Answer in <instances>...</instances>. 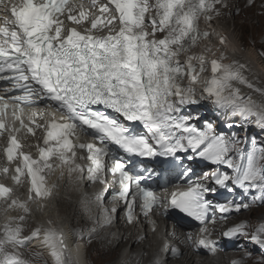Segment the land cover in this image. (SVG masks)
<instances>
[{
    "label": "snow or ice",
    "instance_id": "1",
    "mask_svg": "<svg viewBox=\"0 0 264 264\" xmlns=\"http://www.w3.org/2000/svg\"><path fill=\"white\" fill-rule=\"evenodd\" d=\"M218 4L227 7L223 0H106L98 8L100 15L89 20L83 5L78 15L73 14L75 9L69 0H0V81H7L10 90L23 93L7 99L0 95V112L9 107L8 100L16 109H21L22 104L31 107L37 102H47V107L54 111L45 128L43 145L39 146V159L49 169L51 160L58 159L61 167L68 166L69 175L81 170L78 165H70L77 147L70 138H78L80 133L94 135L98 144L78 145L87 149L88 159L95 166L88 169L90 181L96 179L97 170L102 169L101 160L109 156V145L117 146L129 156L147 158L176 157L191 150L195 155L188 156L189 160L198 156L232 170L231 174L214 171L211 180L215 186L199 180L189 181L186 191L172 194L170 200H161L152 190L140 186L141 175H130L125 163L113 156L115 167L111 171L120 175L122 190L118 198L127 203L129 222L135 206V197L127 202L130 183H135L138 189L144 215L160 204L165 209L177 208L202 225L208 222L207 213L213 207L206 195L217 192L216 186L228 191L233 190L230 185L245 191L259 190L261 195L255 199L264 202V151L258 154L253 149L245 155L239 146L241 141L234 134L214 133L210 123L199 130L193 123L199 119L198 115L185 114L186 107L207 98L217 109L223 110L222 114L239 116L249 123L254 118L264 129V106L250 97L240 96L239 89L232 87L233 81L247 83L242 72L244 65L223 64L226 59L223 53L207 60L211 52L207 47L202 49L201 55H189L210 35L206 30L201 31L200 22L202 19L209 22L212 13L218 16ZM91 7L97 8V0H91ZM85 21L90 27L83 31L67 23L81 25ZM105 29L107 34H97ZM157 34L162 37L157 38ZM220 43L235 51L226 37L221 36ZM208 66L210 77L198 97L196 83ZM94 106H103L116 115ZM56 112L60 113L59 119ZM136 122L146 131H135ZM20 123L25 127L23 120ZM242 126L240 123L226 125L229 128ZM35 127L44 126L35 124ZM0 130H5L3 122H0ZM27 130L34 134L33 127ZM19 131L20 128L12 129L13 133ZM21 147L16 135L8 137L5 157L9 165L16 161L11 169L12 181L20 185L26 173L30 178L28 200L49 196L50 192L40 183L42 177L38 178L43 168ZM191 171L185 168L179 176L187 177ZM0 172L8 174L9 166L0 168ZM12 193V188L0 184V208H19L28 213V203L13 198ZM215 207L220 213H226L248 205L233 202ZM109 211L103 209L106 222H110ZM23 220V215L8 217L3 225L0 264H30L17 251L30 239L22 236L23 227L19 222ZM14 221H17L15 226ZM247 227L242 223L223 235L227 238L247 236L264 248V226L251 233L245 230ZM200 231L203 234L208 230L202 227ZM39 236L37 229L31 238ZM188 239L192 240L191 234ZM43 242L54 264H71L63 233L50 227L44 232ZM196 243L211 253L216 252V242L206 235Z\"/></svg>",
    "mask_w": 264,
    "mask_h": 264
},
{
    "label": "bare ground",
    "instance_id": "2",
    "mask_svg": "<svg viewBox=\"0 0 264 264\" xmlns=\"http://www.w3.org/2000/svg\"><path fill=\"white\" fill-rule=\"evenodd\" d=\"M223 3H226L227 7H223L220 4L216 5L220 14L227 10L228 7L231 9H233L232 7H236L234 10L235 12L239 10L241 4L240 0H223ZM211 15L212 19L202 24L203 28L207 29V31L210 30V28H214L216 31L215 39L212 40L214 47L211 49V52L207 54L206 59L211 60L213 58H218L220 54L223 53L226 57V59L222 61L223 64H232L236 62L239 65H244L242 72L247 83L241 84L233 81L232 87L239 89L240 96L250 97L253 101H257L264 106V59L261 54L258 53L256 47H247V44L242 42L243 40L241 39L240 32L237 31L239 29H232V27H229L230 25L228 22H225V19L218 17L215 13ZM201 21H203V19ZM221 36L227 38L229 44L235 51L221 45ZM160 37H162V34H157V38ZM201 44H203V42ZM200 50L202 51V48L197 44L192 51L189 52V55H201L202 52H200ZM210 71V66H208L206 71L199 75L198 82L196 83L197 92L204 89V82L210 77ZM185 83H187V80H185ZM248 84H251L252 87H248ZM211 106L216 110L215 114L223 111H218L213 104ZM222 116L221 119H228L225 120V122L228 121L232 123L240 121L245 128L248 127L253 133L264 131V129L255 123L254 118L249 123L242 121L239 116L233 117L231 114H222ZM257 128L261 130L257 132ZM248 135H250L249 132L247 136ZM75 151L76 154H80V151L77 149ZM57 162L58 161L51 160L52 167H55V170L51 173V175H53L52 179L50 175L51 189L53 188V183L55 185V191L52 192V196L54 193L58 194L59 192V197L55 200V203L50 202L47 204V207L52 209L51 215L40 216L34 213L33 216H28L25 213L22 214L24 216V220L22 221L24 231L31 226H34L35 231L37 229L40 231L39 238H31L32 235H22L23 237L30 238L25 240V243H28L31 247L29 251L42 252L46 256L45 258L49 264H54V261L49 254L50 250L43 242V235L45 230L50 227L55 228L59 233H63L65 242L68 246L66 255L70 257L71 264H92L88 254H86L87 251L84 245L81 243L86 237L82 238L79 234L80 230L90 231L87 244L94 248L100 259L98 262H102V264H238V262L239 264L240 262L243 264V255L240 256V252H225V250L234 248L233 245L238 238H227L223 235L224 232L222 233L221 231V228L225 227L228 221L232 220L237 216L236 214L242 211V207L239 211L233 209L226 213L216 212L218 221L213 224L212 235L209 236V239L216 242V252L211 253L202 246H198L196 243L202 236L196 237L194 233L182 230L179 225L173 228L174 230L171 234L167 235V233L171 231L169 228L166 229V233L164 234L163 226H168L170 218L165 216L161 208L154 211L140 224H129L126 220L123 221L122 218L118 217L116 223L112 226L102 225L99 218V207L98 211L96 209L102 202V198L97 199L98 195H93L90 191L83 195L80 191V186L83 187L84 184L82 183L80 185L78 179L79 173L74 172L69 175L68 166L61 167L60 163L58 164ZM73 163L77 162L72 161L70 165L73 166ZM193 164H195V161H193ZM212 166L215 165L212 164ZM223 169L224 168H222V172ZM214 170H216V168L209 170L210 172L208 171L207 175L203 177L206 179V183L212 182L211 175ZM110 196L111 193H107L105 195V201H107ZM48 197L49 196H47L46 201H48ZM219 198L223 197L220 196ZM230 198L227 201L220 200V202L227 203ZM56 206L59 207V210L56 209ZM21 212L22 211L18 208L7 210L5 208H0V225L3 227L8 217H18L21 215ZM234 214L235 216H233ZM69 216H71L70 221L68 219ZM49 220L51 224H49ZM67 221H69V224ZM16 223L17 221H14L13 226H15ZM1 226L0 235H2ZM117 229L119 230V234L115 232ZM227 230L228 229L225 231ZM24 231L22 234L26 233ZM189 234L192 235V240L188 239ZM205 235L207 236V234L203 233V236ZM129 245H131L132 249L131 252L126 255L123 252ZM173 249L177 251L173 252ZM169 260L172 262L167 263Z\"/></svg>",
    "mask_w": 264,
    "mask_h": 264
},
{
    "label": "rangeland",
    "instance_id": "3",
    "mask_svg": "<svg viewBox=\"0 0 264 264\" xmlns=\"http://www.w3.org/2000/svg\"><path fill=\"white\" fill-rule=\"evenodd\" d=\"M240 2L241 4H240L239 10L234 12L236 7H232L233 9L228 7V9L225 10L223 13L219 14L218 17L225 19V22H228V24L230 25L229 27H232V29H235V30L236 28L239 29L237 31L240 32L241 39L243 40L242 42L247 44V47H256L258 49L259 54L264 53V0H247V1L240 0ZM261 56L264 59V55H261ZM211 105L212 104H209L207 108L204 107L205 110H202L199 112L195 110L194 108L193 109L190 108L188 109V111H185V114L191 113L193 115H198L199 119L193 121V123L199 130H204L207 124L210 123L213 127L214 133H217V134L223 133L226 136H233L234 134L235 137L240 141L241 139H243L244 136L245 137L247 136L245 134L247 131L245 130L241 131L239 127H238L239 129L226 127V125L230 124L231 122L230 123L228 121L225 122V120H228V119H225V120L221 119L222 112H217V114H215L216 110ZM235 122H232V123H235ZM237 123H240V121H238ZM259 130L261 129H258L256 131L258 132ZM263 132L259 131L258 134L263 133ZM249 133H250L249 139L251 142L250 146L253 149H256L258 154L261 151H264V134L258 135L253 132L251 133V131H249ZM239 146L242 149H244V152H245V147L243 146L242 142L240 143ZM245 155H246V152H245ZM197 159H200V157L194 158L192 160H197ZM209 162L210 161H207V160H205L203 163L195 162L194 168L197 170H200V167L202 165H204L205 163L208 164ZM243 163H246V161H243ZM209 167L210 166H208L207 168H203V170H201L198 176H201L202 178L205 177L207 175V172L209 171L207 169H210ZM219 167L220 166H217V169L214 171H218ZM223 168H224L223 172H228L229 174H231L232 172L231 169H228L226 166H224ZM213 169L214 168H212V170ZM180 178H183V177H180ZM232 187H233V190H232L233 195H232V198L227 203L234 202L235 204L248 205V208L242 207V211L240 212L242 214L238 213L236 214L237 215L236 217L228 221L226 223V226L221 228L222 233L225 232L226 229H229L233 226H236L242 223L248 225V227L245 230L249 233H251L257 227L264 226V202H261L255 199L256 197L261 195L260 191L259 190L245 191L244 189H241L239 186H236V185H233ZM227 203L220 202L217 205L227 204ZM56 209L59 210V207L56 206ZM217 211L219 210L216 209V212ZM233 216H235V214ZM68 219L70 221L71 216H69ZM69 221H67L68 224H69ZM217 221L218 219L215 216L210 222L209 228L211 227V230L208 236L212 235L213 224L217 223ZM20 223L22 224V222ZM143 228L145 229L144 226ZM163 228L166 229V225H164ZM34 229H35L34 226L28 227L25 231L23 230L26 233L22 235L23 236L32 235L33 232L35 231ZM89 232L90 231H82V230L79 231V234L82 236V238L86 237L83 239L81 243L84 244V247L87 251L86 254H88V257L91 263L92 264H102V262L101 263L98 262L100 259L97 253L95 252L94 248L88 246L87 244V240L89 239L88 238ZM115 232L116 234H119L118 229ZM190 233H193V232H190ZM167 235L169 234L167 233ZM237 238L238 239L235 241L233 245L234 248L225 250L226 253L231 252V251L240 252L239 255L240 256L243 255V259H244L243 264H264V248L252 242L247 236L241 235V236H238ZM29 247L30 245L26 244L25 247L23 248L20 247L17 249V251L20 253L23 259L29 261L30 264H49L45 258L46 256L42 252H30L29 249H31V247L30 248ZM131 249H132L131 245H129L125 248L123 253L127 255L131 252ZM170 262L172 261L169 260L167 263H170Z\"/></svg>",
    "mask_w": 264,
    "mask_h": 264
},
{
    "label": "clouds",
    "instance_id": "4",
    "mask_svg": "<svg viewBox=\"0 0 264 264\" xmlns=\"http://www.w3.org/2000/svg\"><path fill=\"white\" fill-rule=\"evenodd\" d=\"M252 133V132H251ZM256 134H258V133H256ZM259 134H263V133H259ZM258 134V135H259ZM249 136L250 135H248V136H246L247 137V142H246V144H245V146H244V141H241L242 142V144H243V146L244 147H246L247 146V144H248V141H249ZM256 150V149H255ZM206 164V167H204V168H207L208 166H210L209 168L210 169H207V170H211L212 168H216L217 169V166H212V164L211 163H209L208 165H207V163H205ZM223 168V167H222ZM202 170H203V167H202ZM218 171H220V172H222L221 170H220V167H219V169H218ZM210 172V171H209ZM199 177H201V176H199ZM209 183H211V182H209ZM205 184H206V182H205ZM206 185H209V184H206ZM233 185H231V187H232ZM232 189H233V187H232ZM219 190L220 189H218L217 190V192H219ZM220 191H222V193L225 195V196H229V194H228V190L226 189L225 191L224 190H220ZM216 192V193H217ZM232 192V191H231ZM232 195H233V192H232V194L230 195L231 196V198H232ZM219 197L220 196H216V199H218V201H220L219 200ZM222 197V196H221ZM230 198V197H229ZM228 198V199H229ZM230 198V199H231ZM214 203V202H213ZM220 203V202H219ZM215 204V203H214ZM217 204V203H216ZM215 204V205H216ZM213 213V217H212V219L216 216V208H215V210L212 212ZM21 216V215H20ZM168 216V215H167ZM169 217V216H168ZM170 218V217H169ZM212 219L210 220V221H208L207 223H205V224H198V225H194L193 227H187V226H185V225H183L182 224V226H180V228L182 229V230H184V231H187V232H193L194 234H195V236L196 237H201V236H203V234L201 233V228L202 227H206L207 228V233H204V234H207V236H208V234H209V232H210V228H209V224H210V222L212 221ZM20 223V222H19ZM176 223H178V222H176ZM176 223H174V221L170 218V221H169V224H168V226L166 225V229L167 228H171V226L173 225V224H176ZM178 224H180V223H178ZM177 224V225H178ZM166 229H164V230H166ZM1 232H2V230H1ZM208 238H209V236H208Z\"/></svg>",
    "mask_w": 264,
    "mask_h": 264
},
{
    "label": "trees",
    "instance_id": "5",
    "mask_svg": "<svg viewBox=\"0 0 264 264\" xmlns=\"http://www.w3.org/2000/svg\"><path fill=\"white\" fill-rule=\"evenodd\" d=\"M250 145H251V142H250V139H249L248 144H247V146L245 147L246 155H247L248 153H250L251 150H253V148H252ZM256 152H257V150H256Z\"/></svg>",
    "mask_w": 264,
    "mask_h": 264
}]
</instances>
